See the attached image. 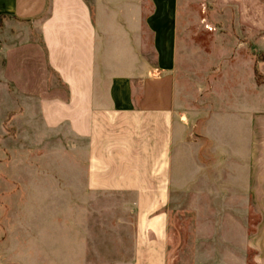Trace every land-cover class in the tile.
I'll list each match as a JSON object with an SVG mask.
<instances>
[{"label": "crops", "instance_id": "obj_1", "mask_svg": "<svg viewBox=\"0 0 264 264\" xmlns=\"http://www.w3.org/2000/svg\"><path fill=\"white\" fill-rule=\"evenodd\" d=\"M0 19V84L36 102L49 133L73 138L81 221L121 223L118 249L105 246L127 255L116 264H170V204L180 190L197 201L211 190L186 135L201 112L184 110L176 90L180 0H0ZM220 125L206 120L219 154L234 157V181L213 195L259 214L240 234L252 259L234 264H264V115L241 105L230 144ZM91 237L62 248L72 264L99 252Z\"/></svg>", "mask_w": 264, "mask_h": 264}, {"label": "rangeland", "instance_id": "obj_2", "mask_svg": "<svg viewBox=\"0 0 264 264\" xmlns=\"http://www.w3.org/2000/svg\"><path fill=\"white\" fill-rule=\"evenodd\" d=\"M176 90L184 110L201 112L198 126L192 123L186 135L200 144L198 159L207 167L211 190L198 201L187 190L175 194L169 206L170 264L251 260V251L239 250L240 234L244 223L253 229L259 214L250 206L242 216L234 200L213 195L216 182L234 181V157L219 154L213 140L219 131L206 120H219L230 144L241 105L264 115V0H180ZM74 145L72 137L45 129L35 101L0 84V264H72L73 249L62 248L74 247L83 235L99 247L98 253H83L89 264L126 258L105 248L109 242V249H118L124 232L114 217L81 221ZM219 163L226 167L220 174ZM102 198L108 197L97 200Z\"/></svg>", "mask_w": 264, "mask_h": 264}]
</instances>
